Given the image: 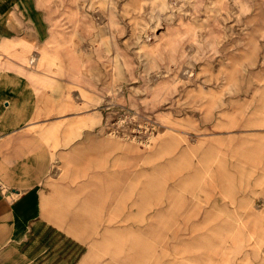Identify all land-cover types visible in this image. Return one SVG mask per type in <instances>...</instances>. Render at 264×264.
Listing matches in <instances>:
<instances>
[{
  "label": "rangeland",
  "instance_id": "rangeland-1",
  "mask_svg": "<svg viewBox=\"0 0 264 264\" xmlns=\"http://www.w3.org/2000/svg\"><path fill=\"white\" fill-rule=\"evenodd\" d=\"M34 23L48 49L3 52L82 75L53 168L83 172L84 227L129 264H264V0H36Z\"/></svg>",
  "mask_w": 264,
  "mask_h": 264
},
{
  "label": "crops",
  "instance_id": "crops-1",
  "mask_svg": "<svg viewBox=\"0 0 264 264\" xmlns=\"http://www.w3.org/2000/svg\"><path fill=\"white\" fill-rule=\"evenodd\" d=\"M35 18L36 0H0V264H129L130 252L105 244L120 239L91 234L76 213L83 172L53 168L83 145V123L64 120L83 111L82 75L65 59L37 68L39 57L25 65L3 52L48 49Z\"/></svg>",
  "mask_w": 264,
  "mask_h": 264
}]
</instances>
